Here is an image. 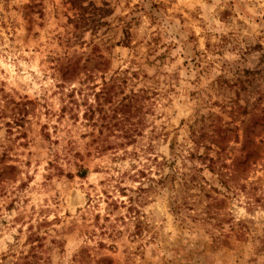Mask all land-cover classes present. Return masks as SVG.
Instances as JSON below:
<instances>
[{"label": "rangeland", "instance_id": "rangeland-1", "mask_svg": "<svg viewBox=\"0 0 264 264\" xmlns=\"http://www.w3.org/2000/svg\"><path fill=\"white\" fill-rule=\"evenodd\" d=\"M0 264H264V0H0Z\"/></svg>", "mask_w": 264, "mask_h": 264}, {"label": "trees", "instance_id": "trees-1", "mask_svg": "<svg viewBox=\"0 0 264 264\" xmlns=\"http://www.w3.org/2000/svg\"><path fill=\"white\" fill-rule=\"evenodd\" d=\"M245 161H247V157L245 158ZM223 167H226V166H223ZM209 168L211 169L212 172L215 171L214 166H209ZM217 174L223 178V179H221V183L223 185L227 186L228 185V181L226 179H224V177H225L224 173L223 172H218Z\"/></svg>", "mask_w": 264, "mask_h": 264}]
</instances>
